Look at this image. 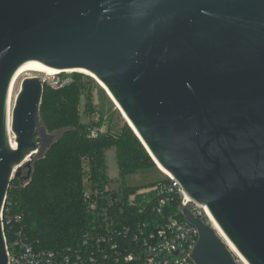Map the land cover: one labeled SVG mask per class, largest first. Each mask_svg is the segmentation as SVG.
<instances>
[{
    "label": "water",
    "instance_id": "obj_1",
    "mask_svg": "<svg viewBox=\"0 0 264 264\" xmlns=\"http://www.w3.org/2000/svg\"><path fill=\"white\" fill-rule=\"evenodd\" d=\"M27 62L102 82L150 157L264 264V0H0V264L10 182H27L61 135L40 123L44 80L29 77L11 147L8 91ZM180 210L198 232L195 264H235L211 225Z\"/></svg>",
    "mask_w": 264,
    "mask_h": 264
},
{
    "label": "trees",
    "instance_id": "obj_2",
    "mask_svg": "<svg viewBox=\"0 0 264 264\" xmlns=\"http://www.w3.org/2000/svg\"><path fill=\"white\" fill-rule=\"evenodd\" d=\"M71 78L69 85L59 89L43 86L39 121L48 134L61 135L42 158L33 160L27 182L21 185L18 179L11 180L6 209L19 220L10 225L4 221L5 236L9 239L13 232H20L24 240L41 249L91 254L109 252L105 243L96 244L95 240L110 235L118 245L120 257L132 252L138 258L131 264H144L142 241L176 209L173 203L163 215L154 211L158 197L155 186L170 181L165 178L143 189L124 184L126 176L156 168V164L126 124L120 129H112L108 124L107 132L89 137L90 126L103 124L94 103V91L98 88L86 74L73 72ZM81 102L89 120L86 125L80 123ZM96 114L99 120L94 122ZM109 146L116 149V188L111 187L106 172L104 152ZM86 188L90 190L94 210L83 198ZM85 239L89 240L88 248L83 244Z\"/></svg>",
    "mask_w": 264,
    "mask_h": 264
},
{
    "label": "built area",
    "instance_id": "obj_3",
    "mask_svg": "<svg viewBox=\"0 0 264 264\" xmlns=\"http://www.w3.org/2000/svg\"><path fill=\"white\" fill-rule=\"evenodd\" d=\"M72 82L71 76L61 78L60 74L53 75L50 78L48 85L53 89H59ZM47 83L44 80V84ZM94 122H97L95 119ZM99 118V117H98ZM89 137L95 138L100 134L107 132L105 123L99 127L90 126L88 129ZM170 184H157L155 191L157 200L154 211L158 215L165 214L166 207L174 203L176 206L174 214H169L165 222L155 231H149L142 241L140 248L141 255L144 259V264H195L189 253L198 242L199 236L195 227L187 223L180 209L187 208L190 212L204 222L208 223V218L205 214L204 206L193 203L183 192L180 185L172 178L168 177ZM83 198L88 203L90 210L95 209V204L91 201V193L89 189L83 192ZM6 202V201H5ZM173 208V209H174ZM6 209L4 204L1 221L4 231V239L8 256L7 264H131L138 257L132 253H125L120 257L118 254V245L112 240L110 235L95 240V243H105L107 252L97 251L96 253H84L82 251H57L47 250L36 247L21 237L20 232H13L12 236L7 239L5 236V220L6 224L10 225L13 220L18 221L17 215H12ZM128 230H126L127 232ZM119 232L118 235H120ZM142 232L140 231V235ZM139 235V236H140ZM137 240V236L135 239ZM89 240L85 239L83 244L88 248ZM99 250V249H98ZM112 251V253H110ZM109 253V254H107ZM235 264H243L242 261L232 253Z\"/></svg>",
    "mask_w": 264,
    "mask_h": 264
},
{
    "label": "rangeland",
    "instance_id": "obj_4",
    "mask_svg": "<svg viewBox=\"0 0 264 264\" xmlns=\"http://www.w3.org/2000/svg\"><path fill=\"white\" fill-rule=\"evenodd\" d=\"M61 78H65L67 76H71L73 73H59ZM84 74V73H83ZM38 76L41 79H46V82L44 85H48L50 82L51 77H46L45 75H37L33 74L31 72H27L23 74L15 83L14 91H13V97L11 101V108H13L15 98L20 90L21 82L25 78L29 77H35ZM93 79V78H92ZM94 80V79H93ZM95 81V80H94ZM95 84L98 89L94 91V103L96 105V108L98 109V114L102 117L103 123H105L106 127H108V124L112 129H120L124 124L128 125L122 116L120 115L118 109L115 107L112 100L107 96L105 91L100 87V85L95 81ZM49 86V85H48ZM50 87V86H49ZM96 114V115H98ZM95 115V117H96ZM94 117V118H95ZM99 117V115H98ZM96 118L95 120L98 121L99 118ZM88 117L84 113L83 103L80 104V123L82 125H86L88 123ZM56 134V133H55ZM105 156V163H106V172L108 178L111 180V187L116 188L118 184L116 183L119 180V170L116 163V149L113 146H109L105 149L104 152ZM24 175V172H23ZM167 178L165 174H163L156 166L155 167H149L141 172H138L136 174H131L125 177L124 184L128 187H139L141 189L146 188L150 183L157 182L160 180H164ZM146 191V189H145Z\"/></svg>",
    "mask_w": 264,
    "mask_h": 264
},
{
    "label": "bare ground",
    "instance_id": "obj_5",
    "mask_svg": "<svg viewBox=\"0 0 264 264\" xmlns=\"http://www.w3.org/2000/svg\"><path fill=\"white\" fill-rule=\"evenodd\" d=\"M27 72H31L33 74H37V75H45L46 77H52L53 75L59 74L60 71L53 69V68H44L41 65H39L36 62H27L24 63L23 65H21L19 67V69L16 71V73L14 74L12 80H11V84L9 87V91H8V97H7V123H8V133H9V142L11 144V147L14 149L16 148V143L14 141V137L10 131V121H11V101H12V97H13V91H14V86L16 81L25 73ZM67 72H72V71H67ZM84 74L92 77L99 85L100 87L105 91V93L107 94V96L112 100V102L114 103L115 107L118 109L120 115L122 116V118L124 119V121L129 125V127L133 130V125L131 124V122L127 119L125 113L123 112V110L119 107V105L117 104V102L114 100L113 96L111 95V93L109 92V90L107 89V87L100 81H98L91 73L83 71ZM38 77V76H35ZM40 78V77H39ZM46 80V79H44ZM153 158V157H152ZM157 168L166 176L168 177H172L171 174L165 170L162 166H160V164L153 158ZM204 210H205V214L208 218V221L210 222L211 226L213 227V229L215 230V232L217 233V235L221 238V240H223V242L226 244L227 248L234 253L236 256H238V258L242 261L243 264H248V262L240 255V253L237 251V249L234 247V245L228 240V238L225 236V234L221 231V229L219 228V226L217 225V223L214 221L212 215L210 214L209 210L207 209L206 206H204Z\"/></svg>",
    "mask_w": 264,
    "mask_h": 264
}]
</instances>
